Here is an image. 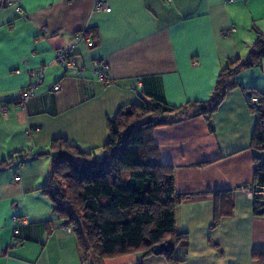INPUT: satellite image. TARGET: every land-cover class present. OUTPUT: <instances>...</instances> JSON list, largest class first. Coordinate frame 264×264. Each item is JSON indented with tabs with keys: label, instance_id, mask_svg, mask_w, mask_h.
I'll return each instance as SVG.
<instances>
[{
	"label": "crops",
	"instance_id": "obj_1",
	"mask_svg": "<svg viewBox=\"0 0 264 264\" xmlns=\"http://www.w3.org/2000/svg\"><path fill=\"white\" fill-rule=\"evenodd\" d=\"M14 1L21 15L0 0V264H96L42 193L51 156L38 153L60 137L99 155L106 119L142 95L161 94L174 106L207 100L221 68L246 56L255 29L264 32V0H104L110 10L101 12H92L94 0ZM82 29L89 43L73 39ZM62 48L72 49L80 71L55 61ZM94 60L107 62L113 83L92 75ZM39 67L42 82L22 110L16 99ZM235 82L263 91L264 58ZM211 120L213 132L201 115L148 132L181 197L175 227L185 237L175 244L176 262L135 252L100 264H262L253 254L264 251V216L240 189L253 183L261 150L250 146L256 117L247 95L228 90ZM13 239L19 246L10 247Z\"/></svg>",
	"mask_w": 264,
	"mask_h": 264
},
{
	"label": "trees",
	"instance_id": "obj_2",
	"mask_svg": "<svg viewBox=\"0 0 264 264\" xmlns=\"http://www.w3.org/2000/svg\"><path fill=\"white\" fill-rule=\"evenodd\" d=\"M254 33L246 56L221 68L207 100L174 106L161 94L142 95L139 104L124 105L106 119L108 137L99 155L60 137L38 153L51 156L41 191L63 224L71 227L83 258L100 264L105 258L135 252L150 256L153 246L169 242L170 247L159 255L176 262L172 257L175 244L185 237L175 227L181 197L175 193L171 167L157 159V147L148 134L152 128L201 115L213 132V112L228 90L239 87L247 98H258L255 106L248 104L256 117L250 146L264 150V90L247 89L235 82L241 70L258 66L264 58V32L255 29ZM253 183L264 185L263 165L255 164ZM252 202L253 212L264 216L259 213L264 201ZM230 208L225 213H230ZM219 218L215 212L210 227H215ZM253 256L264 264V251Z\"/></svg>",
	"mask_w": 264,
	"mask_h": 264
},
{
	"label": "built area",
	"instance_id": "obj_3",
	"mask_svg": "<svg viewBox=\"0 0 264 264\" xmlns=\"http://www.w3.org/2000/svg\"><path fill=\"white\" fill-rule=\"evenodd\" d=\"M170 1V0H167ZM4 6L5 7H12L16 13L18 14H22L23 11L21 9V7L19 6L17 1L14 0H4ZM110 7L108 6V4L104 1V0H94L93 5H92V12H101V11H109ZM26 15V14H25ZM25 18H27V15L25 16ZM235 28L232 27L230 29V31H234ZM228 34L227 31L222 32L223 36H226ZM73 39L76 42H86L89 43L90 39L89 36L85 35V29H82L80 31H77L76 33L73 34ZM33 54V53H32ZM72 49L68 48V49H59L58 51H56L55 53V61L57 63H59L64 70L69 71V70H76V71H80L81 68H79L72 56ZM197 64L196 61L192 62V65ZM89 69L92 73V75L97 78L98 80L109 84V83H113L112 80H110L108 78V64L105 60H94L90 63ZM42 77H43V67H39L37 69H31L28 71V84L27 86L22 89L19 94H18V98L16 100L17 105L20 107V109L24 110L25 105L27 103V101L32 98L35 94V90L38 87V85L42 82ZM53 90L55 92H58L60 90V86H54ZM248 100V104L255 106L258 103V98L255 95H251L247 98ZM5 111V110H3ZM14 180L18 181L19 180V176L16 174L14 176ZM240 189H243L246 194L252 199H260L264 201V185H260V184H255V183H251L250 185H248L247 187H240ZM17 218L16 217H12V234L13 236L17 234ZM62 229L64 230H68L71 231V227L68 224H62L61 226ZM14 241H12L11 246L12 248H15L17 246H19L20 242L16 241L15 239H13Z\"/></svg>",
	"mask_w": 264,
	"mask_h": 264
},
{
	"label": "water",
	"instance_id": "obj_4",
	"mask_svg": "<svg viewBox=\"0 0 264 264\" xmlns=\"http://www.w3.org/2000/svg\"><path fill=\"white\" fill-rule=\"evenodd\" d=\"M259 213L264 214V206L259 210ZM170 247L169 242L160 243L152 248L153 255H159L162 251L168 249Z\"/></svg>",
	"mask_w": 264,
	"mask_h": 264
},
{
	"label": "rangeland",
	"instance_id": "obj_5",
	"mask_svg": "<svg viewBox=\"0 0 264 264\" xmlns=\"http://www.w3.org/2000/svg\"><path fill=\"white\" fill-rule=\"evenodd\" d=\"M256 151L259 152V155H258L259 156V163L258 164L263 165L264 164V155L261 158L260 157V154L262 153V152H260L261 150H256Z\"/></svg>",
	"mask_w": 264,
	"mask_h": 264
}]
</instances>
